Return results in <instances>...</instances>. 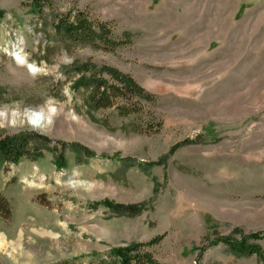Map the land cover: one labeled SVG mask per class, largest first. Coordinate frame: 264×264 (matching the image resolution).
<instances>
[{
  "label": "rangeland",
  "instance_id": "rangeland-1",
  "mask_svg": "<svg viewBox=\"0 0 264 264\" xmlns=\"http://www.w3.org/2000/svg\"><path fill=\"white\" fill-rule=\"evenodd\" d=\"M0 11V141L31 133L41 152L0 162L2 264H110L111 249L157 236L145 250L163 264H264V0H0ZM80 18L113 43L65 34ZM105 65L154 98L94 107L78 82L120 85Z\"/></svg>",
  "mask_w": 264,
  "mask_h": 264
},
{
  "label": "trees",
  "instance_id": "trees-1",
  "mask_svg": "<svg viewBox=\"0 0 264 264\" xmlns=\"http://www.w3.org/2000/svg\"><path fill=\"white\" fill-rule=\"evenodd\" d=\"M3 15V12L0 11V17ZM64 25V23H62ZM61 24V27L63 26ZM94 24L87 21L86 18H80L75 22H71L66 26H63L65 34L72 35L78 39H87L88 41L94 42L97 38H100L107 42V44L113 43L108 39L109 30L105 28L104 24L99 25V32L96 28L93 27ZM59 26V24H58ZM60 27V26H59ZM60 29V28H59ZM100 74H107L111 76L114 80L118 81L120 85L110 84L109 81L102 77H92L86 79L83 77L79 80L78 85L84 87H91L92 94L90 96V104L96 108H107L110 107L113 102V97L120 96L124 98H132L134 96H144L146 99L154 98V95L146 91L141 87L131 76L122 73L120 70L112 66H102L99 69ZM31 134V133H30ZM30 134L23 136L22 138H8L0 141V162H16L19 159H30L37 161L41 155L40 149L30 143L31 140L29 137ZM80 151H83V148H80ZM60 156V153L57 154ZM61 158L57 160L56 165H62ZM9 202L2 196H0V216L8 218L10 215V206ZM110 205V204H108ZM114 208L118 213H124L123 208L116 206ZM121 211V212H120ZM126 213L134 214L133 210H129ZM162 236H157L150 240L147 243H134L129 245L126 248L111 249L110 256L116 257V260L110 264H163L159 262L154 255L145 250V247L148 245H154L160 241ZM233 251L242 252L246 254H259L261 253V248L259 246H254L247 248L245 246L238 244H231ZM0 264H2L0 262Z\"/></svg>",
  "mask_w": 264,
  "mask_h": 264
}]
</instances>
